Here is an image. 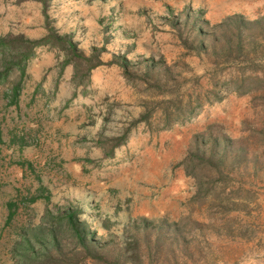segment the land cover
Masks as SVG:
<instances>
[{"label": "rangeland", "instance_id": "374dc122", "mask_svg": "<svg viewBox=\"0 0 264 264\" xmlns=\"http://www.w3.org/2000/svg\"><path fill=\"white\" fill-rule=\"evenodd\" d=\"M228 16L242 19L241 56L252 66L215 72L216 60L186 53L175 30L191 38L193 22ZM50 27L84 54L102 50L103 64L76 86L72 65L60 69L61 53L41 47L15 103L17 73L0 81V264H13L21 228L66 208L97 244L134 248L132 264H264V0H48L44 14L33 0H0V37L33 40ZM118 57L129 70L152 58L155 77L178 85L194 108L168 128L156 113L138 120L155 99L125 80ZM215 136L230 141L225 175L212 179L201 166L197 183L186 165L193 139L207 148ZM201 181L215 195L198 197ZM8 201L16 210L5 223Z\"/></svg>", "mask_w": 264, "mask_h": 264}, {"label": "trees", "instance_id": "16d2710c", "mask_svg": "<svg viewBox=\"0 0 264 264\" xmlns=\"http://www.w3.org/2000/svg\"><path fill=\"white\" fill-rule=\"evenodd\" d=\"M33 1L41 4L42 13L44 14L48 0ZM241 20L240 16H228L219 23L210 26L206 20L201 18V20L192 23L194 34L191 38L182 37L178 32V28L175 31L178 33L179 44L186 53L197 55L204 53L206 56H211V59L216 60L211 62L212 70L217 72L225 67H233L231 64L246 63L252 66L251 61L253 59L249 58L246 52L245 56H241L243 55V45L241 43L243 38H241L242 33H240ZM260 20L255 19L253 23H258ZM230 21L235 24V29L227 34L225 28ZM172 26L175 27L174 24ZM219 32L221 33L218 34ZM41 47L56 49L61 53L60 69L68 64L72 65L73 80L77 81L75 82L76 86L84 84L88 80L91 71L103 64L100 59L102 50L92 48L88 54H84L77 48L76 42L71 37L67 34L58 33L52 27L48 28L42 37L33 40L27 39L22 34L1 36L0 81L6 79L9 74L17 73V77L11 79L14 83L10 86L9 103H15L21 81L25 75L26 64L34 56L36 49ZM115 63L131 86L141 84L146 89L150 88L149 97L155 99V106L147 108V105H144V112L140 114L138 120L146 122L150 115L156 113L159 120L162 118L163 127L168 128L173 121L182 116L184 110L185 113H188L194 108L188 102L183 106V96L179 93L178 85L171 84L166 80L160 82L159 76H157L158 78L155 77L158 72L153 71L152 58L140 60L135 64L136 68L134 70H129V62L124 57H118ZM258 82L259 80L255 84H258ZM186 101H189V95H186ZM197 102L196 100L195 104ZM180 105L186 108H179L182 107ZM193 140L195 147L191 150L189 156L191 159L186 164L190 167L189 173L192 174V177L196 178L197 183H199L198 178H201L203 174V172H199L200 167L208 166L213 170V172H207L210 178L212 176L223 178L225 173L221 170V167L225 161V156L229 155L227 149L230 141L227 140L226 142V138L224 139L223 136L209 137V146L201 148L197 144L198 140ZM219 143L222 144L221 149L218 148ZM237 153L231 154V157L235 159ZM206 181V183L210 182L209 179H206ZM206 183L204 182V185ZM202 186L203 181L197 189L198 197L215 195L212 187L203 188ZM40 195L29 197L28 202L35 201ZM42 197L45 200L48 199L47 196ZM5 205L7 209L5 223H7L15 214L16 205L12 201H8ZM139 222H141L139 224H142L143 221L139 220ZM97 243L88 230L86 223L78 219L75 210L66 208L59 213L45 210L38 223L23 227L21 232L18 233L17 239L12 245L13 264H79L80 262H89L90 264H132L133 256L137 253L134 248H127L126 250V247L123 249L119 244L109 246L108 243Z\"/></svg>", "mask_w": 264, "mask_h": 264}]
</instances>
